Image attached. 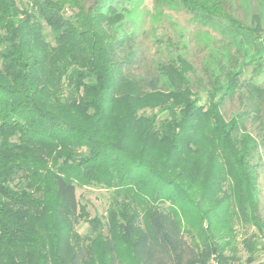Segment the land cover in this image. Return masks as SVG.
Wrapping results in <instances>:
<instances>
[{"label":"trees","instance_id":"trees-1","mask_svg":"<svg viewBox=\"0 0 264 264\" xmlns=\"http://www.w3.org/2000/svg\"><path fill=\"white\" fill-rule=\"evenodd\" d=\"M130 1L0 0V264H231L239 224L257 230L250 258L261 250L264 15L244 25L233 0H156L232 29L244 60L219 65L202 103L183 56L149 78L125 70ZM248 67L262 83L242 80ZM236 98L246 107L226 118ZM77 187L113 191L104 217Z\"/></svg>","mask_w":264,"mask_h":264},{"label":"rangeland","instance_id":"rangeland-1","mask_svg":"<svg viewBox=\"0 0 264 264\" xmlns=\"http://www.w3.org/2000/svg\"><path fill=\"white\" fill-rule=\"evenodd\" d=\"M16 1L19 5L28 3V0ZM130 3L124 31L134 36L136 59L125 70L134 76L152 77L160 61H166L172 56H183L194 66L195 72L190 76L194 81V89L203 95V103L206 101L204 88L209 87L210 81L219 75V65L228 63L229 57L239 59L240 62L244 60L242 52L238 51L235 45L232 29L224 20L216 19L203 23L180 6H162L158 5L156 0H131ZM231 6L234 16L244 25L251 24L252 15H264V0H233ZM46 30L49 33L50 29ZM244 46L247 47V44ZM253 78L259 83L263 81L262 76L254 77L252 67H248L242 75V80L250 82ZM243 100L246 103L244 98ZM245 107L246 104H241L236 98L225 103L223 112L226 118H230ZM146 112L152 113L150 110ZM258 124L259 122L249 121L247 126L252 134L261 139L262 130ZM254 163L258 167L260 215L264 222V147L260 148ZM76 195L90 217H104L112 201L113 191L105 188L77 187ZM76 230L81 235L91 231L88 222L81 219L76 222ZM237 230L239 259L234 264H259L264 261V238L260 239L261 250L254 260L242 246V240L247 234L257 232L255 227L250 225L244 228L239 224ZM104 231L106 232V229ZM184 239L189 241L187 235H184Z\"/></svg>","mask_w":264,"mask_h":264},{"label":"built area","instance_id":"built-area-1","mask_svg":"<svg viewBox=\"0 0 264 264\" xmlns=\"http://www.w3.org/2000/svg\"><path fill=\"white\" fill-rule=\"evenodd\" d=\"M211 264H217V262L215 260L211 261ZM234 264V263H231Z\"/></svg>","mask_w":264,"mask_h":264}]
</instances>
